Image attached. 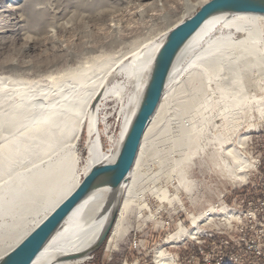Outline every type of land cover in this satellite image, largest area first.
Here are the masks:
<instances>
[{"label":"bare ground","instance_id":"obj_1","mask_svg":"<svg viewBox=\"0 0 264 264\" xmlns=\"http://www.w3.org/2000/svg\"><path fill=\"white\" fill-rule=\"evenodd\" d=\"M188 5L191 6L187 0L185 6ZM15 10L14 2L8 1L0 9V16L10 17ZM216 28L222 29L220 35L213 33ZM167 32L158 42L148 37L100 67L72 68L62 76L50 75L54 85L49 89L28 79L0 75V258L37 227L81 182L74 173L78 160L76 146L81 134L85 137L83 176L92 166L115 159L143 96L155 54ZM185 73L188 79L185 77L187 80L180 82ZM118 75L120 81L115 79ZM261 79L264 80V15L221 12L209 16L174 60L127 181L116 190L101 188L89 193L31 264H82L95 248L116 206L111 230L113 235L121 234L123 217L130 205L146 206L142 194L145 180L154 182L160 174L169 177L167 168L174 169L175 165L171 155L177 152L181 156L186 152L197 102L203 97L208 104L217 100L221 103L219 117L234 122L242 111L254 105L264 109L262 96L256 95ZM173 81L181 84L170 86ZM211 84L219 90L218 97L211 96ZM185 86L190 93L179 97ZM111 100L117 104L120 132L115 139L109 137L110 148L104 150L99 111ZM171 102L176 105L169 110ZM246 136L238 137V147H243ZM226 152L233 161L234 177L244 181L246 170L251 167L250 160L240 155L233 145H229ZM159 154L162 159L157 163L155 176L148 160ZM159 189L152 186L150 191L158 198ZM220 210L221 217L235 218V211H225L224 207ZM214 211L209 207L198 215L189 214L190 229L179 228L165 241L170 243L185 236L194 238L192 236L198 233L194 226L212 216ZM31 215L39 217L28 229L26 224ZM155 264H174V259L159 251Z\"/></svg>","mask_w":264,"mask_h":264},{"label":"rangeland","instance_id":"obj_2","mask_svg":"<svg viewBox=\"0 0 264 264\" xmlns=\"http://www.w3.org/2000/svg\"><path fill=\"white\" fill-rule=\"evenodd\" d=\"M8 1L14 2L16 10L10 17L0 16V75L28 79L49 89L54 85L51 77L62 76L72 68L100 67L148 37L158 42L171 27L191 17L209 0H188L189 7L185 6L187 0H0V9ZM213 33L220 35L222 29L216 28ZM184 75L180 82L188 79L189 75ZM115 79L120 81L121 76ZM178 82L173 81L170 86ZM260 83L264 80L259 81L256 95L262 96L264 105V84ZM210 86L211 96L218 97L219 90ZM189 93V87L185 86L179 97ZM175 102H171L169 110L175 107ZM220 105L215 99L208 104L205 97L197 102L187 150L181 156L177 152L171 155L175 165L174 169L167 168L169 177L160 174L154 182L145 180L142 194L146 206L132 203L123 217L121 234L113 235L111 230L82 264H155L159 251L173 259L181 257L195 238L185 236L170 243L165 239L179 228L190 229L188 215H198L209 207L216 210L194 226L198 233L192 237H196L214 226L213 219L221 217L219 208L223 202L230 203L249 189L253 180L252 150L264 133V109L254 105L242 111L236 121L227 122L219 117ZM116 112L115 100L106 102L99 111L104 150L110 148L109 137L115 139L120 132ZM175 126L173 122L172 129ZM244 134L247 136L243 147H238V137ZM84 141L81 134L74 165V173L81 179ZM229 145L250 160L244 181L232 173L233 161L226 152ZM160 159L162 154L148 160L153 174ZM152 186L160 188L158 198L150 191ZM38 217L28 216L26 228Z\"/></svg>","mask_w":264,"mask_h":264},{"label":"water","instance_id":"obj_3","mask_svg":"<svg viewBox=\"0 0 264 264\" xmlns=\"http://www.w3.org/2000/svg\"><path fill=\"white\" fill-rule=\"evenodd\" d=\"M221 12H252L264 15V0H209L191 17L171 27L155 54L143 96L125 132L115 159L92 166L72 193L0 258V264H31L70 212L89 193L101 188L116 190L127 181L144 130L162 98L176 56L209 16ZM116 212L117 210L114 211L109 224L98 238L95 248L108 237Z\"/></svg>","mask_w":264,"mask_h":264},{"label":"built area","instance_id":"obj_4","mask_svg":"<svg viewBox=\"0 0 264 264\" xmlns=\"http://www.w3.org/2000/svg\"><path fill=\"white\" fill-rule=\"evenodd\" d=\"M259 138L249 189L221 205L235 211V218L213 219L214 226L194 237L174 264H264V133Z\"/></svg>","mask_w":264,"mask_h":264}]
</instances>
